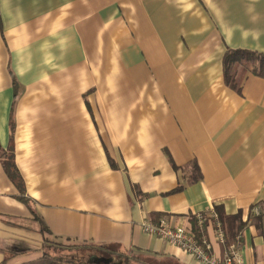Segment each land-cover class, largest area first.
I'll use <instances>...</instances> for the list:
<instances>
[{
  "label": "crops",
  "instance_id": "0c3cea01",
  "mask_svg": "<svg viewBox=\"0 0 264 264\" xmlns=\"http://www.w3.org/2000/svg\"><path fill=\"white\" fill-rule=\"evenodd\" d=\"M228 48L264 52V0H0V264L49 239L204 264L143 228L161 221L264 264V77L232 87Z\"/></svg>",
  "mask_w": 264,
  "mask_h": 264
},
{
  "label": "trees",
  "instance_id": "16d2710c",
  "mask_svg": "<svg viewBox=\"0 0 264 264\" xmlns=\"http://www.w3.org/2000/svg\"><path fill=\"white\" fill-rule=\"evenodd\" d=\"M224 63V76L226 81L234 88H238V83L236 82V71L240 65L251 69L252 73H257L264 77V52H258L243 48H228L225 52L224 58L222 59ZM12 132H13V122H12ZM3 151L1 156L4 157V166L6 169L7 174L12 179V181L17 185V187L22 188L23 181L22 177L19 174V170L14 164L13 161V153ZM23 189V188H22ZM217 219L221 222L223 226V232L225 236L230 237L231 239H236L237 236L240 234V230L243 229L246 225V222H243L242 218H240L241 214L235 215H227L219 208L217 209ZM258 222V226H260V222ZM44 229H46L44 227ZM48 244L47 240L45 241L44 245ZM87 244V243H84ZM58 245V246H57ZM57 247L62 249L70 250L72 248L79 249L76 245L74 246H64L57 244ZM81 247L86 249L87 252L90 254H101V256L105 259L104 261H91L83 260L82 258L79 260L77 255H67L64 256L59 253H50L43 251V255L37 259L30 260L25 262L24 264H159L157 261L153 260L151 257H147L139 252L134 250H125V249H118V248H110L104 245H90ZM44 247V246H43Z\"/></svg>",
  "mask_w": 264,
  "mask_h": 264
},
{
  "label": "built area",
  "instance_id": "2783aa9c",
  "mask_svg": "<svg viewBox=\"0 0 264 264\" xmlns=\"http://www.w3.org/2000/svg\"><path fill=\"white\" fill-rule=\"evenodd\" d=\"M255 214H260L259 210H254ZM213 218L217 220V238L224 243L225 234L223 232L221 222L217 219L216 212H212ZM200 221L201 215L199 216ZM143 228L152 234H158L169 243L182 248L185 252L193 255L195 259L204 264H245L244 257H242L241 248L239 244L232 243L226 251L225 256L218 258L211 250L212 245L206 237L199 238L195 230L182 226H171L165 221L158 224L144 222Z\"/></svg>",
  "mask_w": 264,
  "mask_h": 264
},
{
  "label": "rangeland",
  "instance_id": "374dc122",
  "mask_svg": "<svg viewBox=\"0 0 264 264\" xmlns=\"http://www.w3.org/2000/svg\"><path fill=\"white\" fill-rule=\"evenodd\" d=\"M47 242H48V244L44 245L42 252L46 251V252H50L52 254H54L56 252V253L62 254L64 256L77 255L76 257L79 258V260L82 258L84 261L85 260H89L91 258V256H92V254L87 252L86 249H83L81 247V245L89 246V245H87L88 243L84 244V243L59 242V241H55V240H52V239L47 240ZM57 244L68 246V248H70L69 246H74V245L76 246L77 245L79 247V249H76V248H72L70 250L62 249L60 247H57L58 246Z\"/></svg>",
  "mask_w": 264,
  "mask_h": 264
},
{
  "label": "water",
  "instance_id": "95a60500",
  "mask_svg": "<svg viewBox=\"0 0 264 264\" xmlns=\"http://www.w3.org/2000/svg\"><path fill=\"white\" fill-rule=\"evenodd\" d=\"M104 258H97L95 262L104 261Z\"/></svg>",
  "mask_w": 264,
  "mask_h": 264
}]
</instances>
